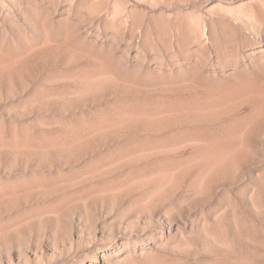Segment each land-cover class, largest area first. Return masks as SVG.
<instances>
[{
  "label": "rangeland",
  "instance_id": "374dc122",
  "mask_svg": "<svg viewBox=\"0 0 264 264\" xmlns=\"http://www.w3.org/2000/svg\"><path fill=\"white\" fill-rule=\"evenodd\" d=\"M0 264H264V0H0Z\"/></svg>",
  "mask_w": 264,
  "mask_h": 264
}]
</instances>
